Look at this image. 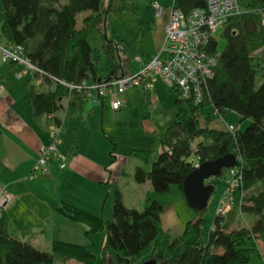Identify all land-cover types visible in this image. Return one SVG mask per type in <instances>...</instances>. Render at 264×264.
Returning a JSON list of instances; mask_svg holds the SVG:
<instances>
[{
    "label": "trees",
    "instance_id": "16d2710c",
    "mask_svg": "<svg viewBox=\"0 0 264 264\" xmlns=\"http://www.w3.org/2000/svg\"><path fill=\"white\" fill-rule=\"evenodd\" d=\"M102 1L0 0L1 35L5 42L21 45L24 56L44 74L40 86L45 90L36 92L37 85H29L34 117L45 115L50 124L61 127L62 120L56 116L61 99L79 94L50 77L70 84L117 77L110 71L104 78L100 76L91 57L88 37L104 27L111 10L123 11L126 6L124 0H108L106 11L102 12ZM113 2L119 3L114 7ZM238 2L245 13L226 23L224 50L217 54V42L211 41L210 53L216 57V66L213 77L204 87L203 99L199 104L188 99L174 100V120L160 140L159 152L152 160L150 151L137 150L138 159L150 166L144 169L138 165L133 172L134 182H149L155 193H166L176 187L186 203L182 182L195 165L232 154L236 158L233 168L241 173V181L234 190L231 210L223 216L215 214L206 230L207 206L196 210L186 203L194 216L182 232L175 237L165 234L158 239L163 206L156 200L148 199L141 210L127 207L121 190L115 186L111 216L105 221L62 202L55 209L82 224L90 240L91 234L105 231V245L99 258L92 252L91 242L78 245L52 240L48 252L12 237L8 232V215L1 210L0 264H54L53 254L64 258L62 264H141L146 256L156 264H264L258 245L260 241L264 243V0ZM173 3L183 12H189L204 7L206 0H173ZM150 29L148 22H140L141 36ZM102 38L104 54L108 58L116 57L118 67L124 71L137 56L144 62L151 58L139 49V40L114 41L112 35L109 38L102 35ZM257 78H260L259 84ZM67 103L68 107L73 105V99L69 98ZM207 108L216 114L234 112L240 120H248L249 125L243 131L234 127L232 132L214 127L208 117L202 121ZM192 154L195 160L191 159ZM230 169L223 168L218 176L206 182L213 186L212 193L216 185L213 180L225 179ZM237 212L252 216L251 225L233 226ZM203 231H206L204 238Z\"/></svg>",
    "mask_w": 264,
    "mask_h": 264
},
{
    "label": "rangeland",
    "instance_id": "374dc122",
    "mask_svg": "<svg viewBox=\"0 0 264 264\" xmlns=\"http://www.w3.org/2000/svg\"><path fill=\"white\" fill-rule=\"evenodd\" d=\"M153 1L124 0L125 9L123 11L111 10L108 14V22L105 21L107 24H104L103 19L104 27H100L97 32L88 37V42L91 47V57L97 64L100 76L105 77L108 71L119 73L117 58H108L103 52L102 46L104 41L102 35L108 38L112 35L114 41L132 42L139 40V49L145 55L149 56L156 53L161 47L166 23L164 19L171 9L173 0H156L165 9L159 17L154 16L151 9V3ZM118 3L113 2L112 4L115 7ZM107 6L108 0H103L101 3V11L105 12ZM84 14L86 15L87 13ZM84 14L78 17L79 20ZM1 22L2 11L0 2V43H3L5 42V37L1 35ZM140 22H148L151 25V29L143 33L142 36L140 35ZM78 24L80 25V21ZM214 38L217 42L216 52L220 54L226 44L223 37V28L216 30ZM140 65L137 59H134L131 67L133 70H138ZM16 66L19 68L13 70L9 63H3L0 58V69L5 74L2 82L7 83L9 87L14 89L20 82L23 87L27 88L30 94V88H28L27 84L28 80L33 83L34 78L31 75V79L30 77L24 76L19 81V79H16L15 73L20 72L23 67L20 64H16ZM6 67L11 68V71H9L10 69H6ZM259 83L260 78H257V84ZM3 89L6 88H2L0 85V96L6 93ZM34 90L40 91L42 87L37 85ZM120 98H124L125 103L124 107L119 111L111 110L107 102L102 108L99 105L100 103L94 104L87 99L82 100L77 97L74 99L76 102L75 108L70 107L66 110L59 109V114L63 119V134L60 136L58 149L69 158V155L71 156L74 153V147L77 145L78 151L83 153L84 158L91 162L95 161L100 166L107 167V176L101 183L97 181L95 184L89 181V178L74 175L71 179L62 183L64 188L61 191L71 199L72 203H74L72 205L78 206L94 215H98L103 221L109 219L111 216L112 197L115 186H118L121 190L123 202L127 207L141 210L147 205L148 199L156 200L163 206L157 238L162 239L165 234H168L170 237H175L181 233L186 222L194 216L193 212L184 202L182 194L174 186L171 187L169 192L155 193L151 187L149 188L147 185L134 182L133 172L138 165L144 169H149L150 166V164L143 163L138 159L136 156V153H138L137 150L150 151L152 160L159 152L160 140L163 138L168 125L174 120V100L178 98V95L174 91L169 90L163 82L158 81L153 91L143 90L142 87L129 86ZM207 117L209 118L210 125L223 129L228 125H233L237 130L243 131L249 125L248 120H240L237 114L230 111L216 114L210 108H207L206 115L202 118V121ZM1 132L2 129L0 128V135ZM191 159L195 160L194 154H192ZM51 172L55 175L57 171L52 170ZM39 174L41 172L29 177L33 179L40 178L41 176L39 177ZM226 174L228 177L229 173L226 172ZM225 179L217 178L213 180L216 185L214 192L207 202L204 225V229L206 230L211 226L215 215V207L226 191ZM2 187V184H0V190ZM44 187H49V185L44 184L40 186L37 192L43 194ZM233 202L230 205V210L234 204ZM5 211L8 212L9 210L6 209ZM23 214L24 212L22 210L19 211V208H16V215L12 220L13 223L9 226L10 233L22 241L31 237V234L22 233L19 223H22V220L30 217L33 220L37 219L33 214H29L28 216H23ZM45 218L49 224L45 227L43 233L36 228L30 230L32 232L37 231L38 236L35 241L37 248L50 252V243L52 240H60L78 245L88 243L84 234L85 227L82 224L69 221V219L66 221L74 224L72 227L68 228L65 224H58L55 225L56 228L50 229L53 222L57 223V219H53L48 215ZM252 221V216L237 212L232 225L250 226ZM205 235L206 231H203L201 237L204 238ZM91 236L90 242L93 243L91 250L99 258L101 250L105 245V231H98L91 234ZM258 245L264 255V243L260 241ZM53 258L54 264H62L64 261V258L58 254H53ZM107 259L109 260V258ZM147 259L148 256L142 260L141 264L148 261ZM68 264L77 263L70 262Z\"/></svg>",
    "mask_w": 264,
    "mask_h": 264
},
{
    "label": "built area",
    "instance_id": "2783aa9c",
    "mask_svg": "<svg viewBox=\"0 0 264 264\" xmlns=\"http://www.w3.org/2000/svg\"><path fill=\"white\" fill-rule=\"evenodd\" d=\"M151 9L156 17L161 16L165 10L156 0L151 3ZM244 13L245 10L240 7L238 0H206L204 7L189 12H183L172 3L164 26L163 43L147 62L142 63L137 73L93 82L83 80L77 84L50 78L93 103L108 101L113 110L121 108L120 96L129 86L150 90L156 79L162 80L169 90L178 95V98L199 104L204 97V87L213 77L216 66V57L210 53L211 41L215 39L214 33L218 28L224 29L230 18ZM262 24L264 25V12ZM0 57L3 62L18 63L23 66V70L16 73L17 78L32 73L33 84L39 86L43 84L44 74L24 56L21 45L9 42L0 46ZM34 72H38L37 75H34ZM226 129L232 132L234 126L228 125ZM60 133L61 127L51 126L52 142L49 146L41 148L31 175L44 172L47 169L48 159L52 157L59 161L60 169L66 166L67 156L58 149ZM240 181L241 173L231 168L226 177V191L215 207V214L223 216L230 210L234 190L238 188ZM12 199L11 194L1 189L0 211L5 210Z\"/></svg>",
    "mask_w": 264,
    "mask_h": 264
},
{
    "label": "crops",
    "instance_id": "0c3cea01",
    "mask_svg": "<svg viewBox=\"0 0 264 264\" xmlns=\"http://www.w3.org/2000/svg\"><path fill=\"white\" fill-rule=\"evenodd\" d=\"M166 20L167 16H165L164 21ZM163 40L164 39H162V42ZM6 43L7 42L0 43V46ZM134 59H137V61L141 64V68L142 63H144L141 56H137ZM3 63H9L13 70H17L19 68L16 66L18 63ZM11 68L6 67V69H10L9 71H11ZM140 68L138 70H133L132 67H130L126 68L125 71L123 68H119V73L114 72V74L117 76L135 74L140 70ZM22 70L23 68L21 71ZM4 75L5 74L0 69V85L2 88H6L3 89L6 91V93L0 96V128L2 129L0 135V172H2L0 176V184L3 186L1 189H4L5 192L13 196L11 203L6 208L9 210L6 212L8 215V232L12 237L18 238L10 233L9 227L10 224L13 223L12 220L16 215V208H19V211L22 210L24 212L23 216H28L29 214L35 215L37 217L36 220H33L31 217L27 218L26 220H22V223H19V226H21L22 233H28V235L31 234V237H28L24 241L37 247V245H35V241L37 240L36 237L38 236L37 231L32 232L30 230L36 228L43 233L45 231V227H47L49 224L48 220L45 218L46 215L53 219H57V223L53 222L50 229L54 228L55 225L58 224H65L68 228L74 225L71 224V222H67L66 220L69 219L55 209L56 207L60 206L62 202L74 204L72 203L71 199L61 191L62 188H64L62 183L71 179L74 175H81L84 178H89V181H92V183L95 184L97 181L101 183L102 180L107 176L106 166H100V164L96 163L95 161L91 162L84 158L83 153L78 151L76 145L74 147V153H72L71 156L69 155V158L67 157V160H69L64 168L60 169L58 161L49 158L47 169L39 174V177H41L35 179L30 178L29 174L38 159L41 148L47 147L51 143L50 131L52 124H50L45 115H41L39 117L33 116L30 94L27 88L23 87V85H21L22 83L20 82L15 89L9 87L7 83L2 82ZM30 75L33 78L31 73L25 74L20 78H17V76L15 77L20 81V79L22 80L24 76L30 77ZM158 81L163 82L160 79H156L153 83V88L148 91H153L155 84ZM28 84L31 85L33 83L28 80ZM28 84L27 86L30 88ZM42 89L45 90L46 88L43 87ZM75 97L82 100L85 99L81 94L65 97L61 99L60 109L66 110L70 107L75 108ZM69 98L73 99V105L68 107L67 101ZM106 102L109 106L108 101L106 100L98 103H100L99 105L103 108ZM124 103L125 99L123 98L122 108L124 107ZM110 109L113 110L112 108ZM56 116L61 118L59 111L56 113ZM61 120L62 125L61 133L59 134V141L60 136L63 134V119L61 118ZM52 170L57 171L55 172V175L52 174ZM4 171L6 172L4 173ZM44 184H48L49 187L43 188V194L38 193L37 189ZM143 185H147L149 188L151 187L149 182H146ZM85 238L88 240V243L86 244H90V239L86 235ZM147 260H149V258Z\"/></svg>",
    "mask_w": 264,
    "mask_h": 264
},
{
    "label": "water",
    "instance_id": "95a60500",
    "mask_svg": "<svg viewBox=\"0 0 264 264\" xmlns=\"http://www.w3.org/2000/svg\"><path fill=\"white\" fill-rule=\"evenodd\" d=\"M235 165L236 158L232 154L195 165L182 182V192L187 205L196 210L205 208L213 191V186L206 182L212 177L218 176L223 168H233ZM143 264L156 263L146 261Z\"/></svg>",
    "mask_w": 264,
    "mask_h": 264
}]
</instances>
